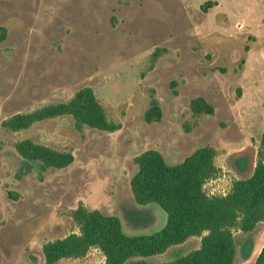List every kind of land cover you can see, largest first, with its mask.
<instances>
[{"label":"rangeland","instance_id":"374dc122","mask_svg":"<svg viewBox=\"0 0 264 264\" xmlns=\"http://www.w3.org/2000/svg\"><path fill=\"white\" fill-rule=\"evenodd\" d=\"M0 0V264H45L43 245L78 232L79 205L121 218L129 234L161 229L166 211L136 202L133 158L160 150L169 163L198 147L216 148L219 172L209 194L228 192L249 177L264 134V0ZM91 86L115 131L76 129L72 115L11 131L1 122L16 112L69 100ZM202 96L213 114L194 116ZM155 99L159 121L145 111ZM31 138L72 151L67 167L41 174L16 142ZM236 264H255L264 245V222L235 230ZM200 236L145 259L163 264L199 247ZM92 247L55 264H103Z\"/></svg>","mask_w":264,"mask_h":264},{"label":"trees","instance_id":"16d2710c","mask_svg":"<svg viewBox=\"0 0 264 264\" xmlns=\"http://www.w3.org/2000/svg\"><path fill=\"white\" fill-rule=\"evenodd\" d=\"M217 4V0H207L201 8L206 12ZM6 36L7 28L0 25V41ZM190 105L194 116L214 113V106L202 96L193 98ZM63 115H72L78 130L86 125L104 131L121 127L119 122L108 118L91 86L79 88L67 101L16 112L3 119L1 125L17 132ZM161 117V106L153 99L144 118L153 122ZM16 149L36 165L40 174L49 168L67 167L75 159L72 151L58 150L31 138L16 142ZM215 157L216 148L211 145L198 147L173 164L155 148L137 154L133 158L137 170L130 180L133 196L142 205L158 203L167 213L165 225L152 233L129 234L119 216L79 205L72 212L79 231L46 242L43 245L45 264L83 257L92 247L103 252V264H156L145 258L161 254L195 235L201 237L199 247L163 264H236L234 231L249 232L264 222V134L252 174L234 180L226 194H209L205 189L206 182L219 172ZM255 264H264V245Z\"/></svg>","mask_w":264,"mask_h":264},{"label":"built area","instance_id":"2783aa9c","mask_svg":"<svg viewBox=\"0 0 264 264\" xmlns=\"http://www.w3.org/2000/svg\"><path fill=\"white\" fill-rule=\"evenodd\" d=\"M227 192H225L224 194H226Z\"/></svg>","mask_w":264,"mask_h":264}]
</instances>
